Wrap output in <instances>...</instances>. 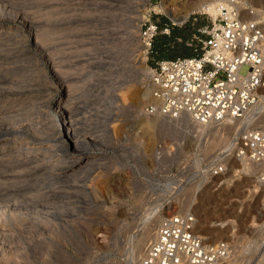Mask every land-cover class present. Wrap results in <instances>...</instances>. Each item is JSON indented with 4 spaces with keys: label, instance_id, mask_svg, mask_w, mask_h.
<instances>
[{
    "label": "rangeland",
    "instance_id": "1",
    "mask_svg": "<svg viewBox=\"0 0 264 264\" xmlns=\"http://www.w3.org/2000/svg\"><path fill=\"white\" fill-rule=\"evenodd\" d=\"M215 1L0 0V98L26 95L41 106L35 114L27 101L5 110L0 100V131L23 123L26 137L46 140L58 129L60 102L67 105L74 126L83 128L89 145L96 141L95 154L102 155L94 169L87 168L91 171H75L72 178L47 185L44 194L63 200L47 205L50 212L36 214L40 222L47 213L52 219L36 230L26 227L30 235L16 229L10 212H1V242L11 246L7 251L12 254H0V264H129L133 247L141 244L139 264L162 217L175 211L196 212L198 232L207 241L233 242L234 254L225 264H256L264 256V185L257 181L261 164L226 151L243 128H264V108L252 121L206 125L204 132L179 123L173 133L156 130L152 135L145 125L164 119L142 109L152 94L150 67L161 52L174 57L188 54L183 49L193 51L187 43L193 33L183 38L179 32L212 21L217 13L203 6ZM148 18L159 23L160 31L147 56L140 30ZM167 23L169 33L163 30ZM263 98L264 87L256 104ZM216 161H227V170L212 178ZM18 168L2 162L0 185L12 186V175L22 173ZM0 197L4 207L19 202ZM149 225L155 226L144 239Z\"/></svg>",
    "mask_w": 264,
    "mask_h": 264
},
{
    "label": "built area",
    "instance_id": "2",
    "mask_svg": "<svg viewBox=\"0 0 264 264\" xmlns=\"http://www.w3.org/2000/svg\"><path fill=\"white\" fill-rule=\"evenodd\" d=\"M216 7L212 21L187 40L193 54L159 58L150 67L152 95L142 108L147 114L174 118L188 114L198 122L219 125L244 117L258 101L264 87V4L218 0ZM163 30L169 33L170 25ZM159 31V23L150 18L140 30L147 56L154 51ZM226 151L261 164L257 181L264 185V128H243ZM226 170L227 161H216L211 177ZM234 251L232 241H207L198 232L196 212L175 211L162 217L139 264H225ZM256 264H264V256Z\"/></svg>",
    "mask_w": 264,
    "mask_h": 264
},
{
    "label": "bare ground",
    "instance_id": "3",
    "mask_svg": "<svg viewBox=\"0 0 264 264\" xmlns=\"http://www.w3.org/2000/svg\"><path fill=\"white\" fill-rule=\"evenodd\" d=\"M203 9L210 11V12L217 13L215 3H209L205 6H203ZM184 19H182V20L181 19H175V21L181 22ZM30 99L31 98L29 96H26V95L19 97L15 100H13V98L10 96H4V97L0 98L1 102H4V105L2 106V108H4L5 110L7 108L11 109L12 107H14V105L16 103L19 104L22 102L24 103V101H27L34 106L31 108V111L33 114L39 113V112L41 113V106L34 104L33 101H31ZM8 102H9V104L7 106H5L6 103H8ZM57 105L59 107L58 108V110H59V123L58 124L56 123L57 124L56 128H58V129L54 133L47 134V136H49V138L46 140L37 141L34 138L26 137L27 130H25V128L23 127L25 124L21 125L23 123H21L17 126L13 125L12 127H6L2 131H0V164L2 162H4L6 164L16 165L19 168H22V173L17 174V175H12L13 179L16 180L12 183V186L5 187L4 185L3 186L0 185V196L3 197L5 195V198H8L7 202H12L13 197L16 199V201L17 200L19 201V202H17L18 204L17 203L14 204L15 203L14 202L13 205L9 204L7 206L5 205V207L1 204L3 207L0 208V210H1L0 211V217H1V212H2V214L3 213L6 214L7 212H10V214L13 217L14 225L16 224V226H17L16 229L18 227L20 229V227H21L22 229L25 228L23 230L28 231L29 229L26 227H29V228L31 227V229L32 228L35 229L37 226L40 225L39 223H42L43 221L44 222L50 221L49 219H52V218H50L51 213H50V215H48V213H47L46 216L45 215L42 216V218L44 217V220L42 219L43 220L42 222L39 221L38 215H36V214H38L39 212H43L44 209H48L47 205H49L51 202L54 203L56 201L57 202L62 201L63 197L62 196L56 197L57 195L52 196L53 194L52 195L44 194V190L47 189L46 188L47 185H49L53 182L56 183V181L61 182L62 180H65L67 177H69V175L75 171H81V170L84 171V169L89 170L87 168L94 169V167H96L95 165L99 162V159L102 156L101 155L99 158V154H95V153H97L96 150L98 149L95 146L96 144H94L96 141L95 142L92 141L94 146H93V144L90 146L88 142H91V141H89V139L83 138V133H85V131H83V128H81L82 130L77 129L74 126L75 123H73L71 120H69V113L70 112H69V109L67 108V105L61 106L60 102ZM256 105H254L245 114L244 117L227 119L226 121H224V124L232 126L230 124H234V122L236 124V122L238 123L239 120H242L243 118H244L245 122L254 120V118L257 116V114H259L257 111L264 108V98H263L262 102L258 104V106H256ZM15 110H16V108H15ZM3 113H4V111H3ZM147 115H150V114H147ZM154 116L164 117V119L163 118L162 119L156 118V119H153L152 121H149L145 124L146 128L148 129V131H150V133L152 135H156L157 131H168L170 133H173L174 131L177 130L179 123H181L182 125H186L187 127L190 126L193 129H199L198 132H204L206 125L209 126L211 124H215V123L204 124V123L198 122V121L194 120L188 114H182L181 116H179L180 118L179 117H177V118L169 117V116L161 115L158 113L154 114ZM32 120H34V119H32ZM221 136H222V134H221ZM227 138H228V136H227ZM87 140H88V142H87ZM228 141H229V138L226 140V142H228ZM90 149H95L94 153H89V152L84 153V154L80 153L81 151H86V150H90ZM67 150H71L72 153L68 152ZM249 162H251V161H249ZM251 163L258 164V163H254V162H251ZM3 165H2V167H3ZM244 166H245V169L248 168V164L246 162H245ZM92 169H90L89 171H91ZM80 174H81V172H80ZM221 174H224V173H221ZM221 174H219V175H221ZM10 177H11V175H10ZM42 177H44V178L42 179ZM72 177H69V178H72ZM39 180L40 181L43 180V182L39 183ZM53 184H51V185H53ZM113 186H116V185L114 184ZM0 199H1V197H0ZM1 201H2V199H1ZM4 201H6V199ZM63 202H61V203H63ZM55 205H57V204H55ZM55 205H53V206H55ZM185 207H186V205H185ZM23 210H25L27 212H23ZM41 210H43V211H41ZM48 212H50L49 209H48ZM25 214H28L27 216H30V217L25 216ZM52 215H53V213H52ZM156 215H158V213ZM198 224H199V222H198ZM154 226L151 227L149 225V227H147L145 230H143L144 232H142V233H143L144 239L151 234V231L154 229L153 228ZM23 230H21V231H23ZM5 231H6V229H5ZM39 231L40 230H38V232ZM21 233H23V232H21ZM28 234L30 235L29 231H28ZM42 234H44V231L42 232ZM3 235H4V232L2 231V228L0 227V254H2V255H4V252H6L8 250L7 248L11 249L10 245H6V244H4L5 242H1V240H2L1 238L3 237ZM35 235H33V236H35ZM154 235H155V233L153 234V236ZM16 238L18 239L19 237H16ZM16 238H14V239H16ZM17 239L16 240L12 239V240L17 241ZM46 239L43 240L44 243H46ZM12 240H11V243L13 244ZM18 240H20V239H18ZM21 244H22V241H21ZM21 244H20V246H21ZM36 244H37V242L34 243V245H36ZM28 245H30V244L28 243ZM142 246L143 245L138 244V245H136V247H133L132 257L129 260L130 261L129 264H136L137 257H138V256L136 257V252L140 249V253H141L143 248H144ZM18 248H17V250H18ZM13 249H14V247H13ZM8 253H10V255L12 254L11 251ZM6 258H4V259H6ZM8 259H11V257Z\"/></svg>",
    "mask_w": 264,
    "mask_h": 264
},
{
    "label": "trees",
    "instance_id": "4",
    "mask_svg": "<svg viewBox=\"0 0 264 264\" xmlns=\"http://www.w3.org/2000/svg\"><path fill=\"white\" fill-rule=\"evenodd\" d=\"M185 29L184 30H182L181 32H179L180 33V35H182L183 36V38H186L187 37V35H190L191 33H195V32H198V28L196 27V30L194 31L192 28H190V27H187V25L184 27ZM173 35H176L175 33H173ZM191 38V37H190ZM154 46H157L158 48H159V44L157 43H155V45ZM154 50V49H153ZM157 51V50H156ZM180 51V50H179ZM181 51H185L186 53H188V54H184V55H191V54H193V51H190V50H187V49H183V50H181ZM176 56H178V55H176ZM176 56H174V57H176ZM159 58H169L168 56H166V53H164V52H161V53H159ZM158 58V59H159Z\"/></svg>",
    "mask_w": 264,
    "mask_h": 264
}]
</instances>
